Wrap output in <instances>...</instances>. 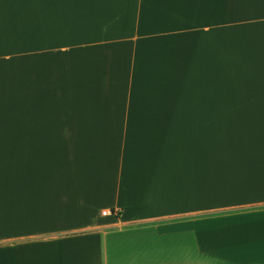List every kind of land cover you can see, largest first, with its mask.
I'll list each match as a JSON object with an SVG mask.
<instances>
[{"label":"crops","instance_id":"crops-1","mask_svg":"<svg viewBox=\"0 0 264 264\" xmlns=\"http://www.w3.org/2000/svg\"><path fill=\"white\" fill-rule=\"evenodd\" d=\"M0 264H264V0H0Z\"/></svg>","mask_w":264,"mask_h":264},{"label":"rangeland","instance_id":"rangeland-1","mask_svg":"<svg viewBox=\"0 0 264 264\" xmlns=\"http://www.w3.org/2000/svg\"><path fill=\"white\" fill-rule=\"evenodd\" d=\"M221 45L219 48V67L213 66L211 63L205 61V69L213 68V73L209 77L210 81L205 80L204 86L207 90L214 91L216 96L215 105L216 108L220 106L221 115L220 118L224 117V120L231 123L232 125H243L245 123L244 108H245V71L243 62L234 60L238 65H234L230 61V46L228 43V35L225 33L221 34ZM205 50H209L205 48ZM244 50L241 52L243 58ZM216 55V51H215ZM215 68V69H214ZM201 83L197 81L189 82V92H197L201 86ZM220 96V100H219ZM57 105H61V102H57ZM216 116V115H215ZM218 116V115H217ZM225 124L221 119V127ZM239 127V126H236ZM244 129V127H239ZM236 130V128L234 129Z\"/></svg>","mask_w":264,"mask_h":264},{"label":"built area","instance_id":"built-area-1","mask_svg":"<svg viewBox=\"0 0 264 264\" xmlns=\"http://www.w3.org/2000/svg\"><path fill=\"white\" fill-rule=\"evenodd\" d=\"M107 213H109V212H106V211H103V212H102L103 215H105V214H107Z\"/></svg>","mask_w":264,"mask_h":264}]
</instances>
